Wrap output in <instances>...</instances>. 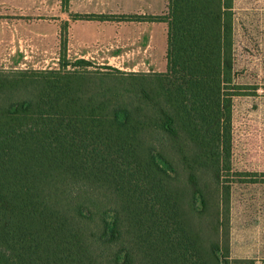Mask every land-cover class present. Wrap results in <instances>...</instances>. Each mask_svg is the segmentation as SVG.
Here are the masks:
<instances>
[{
	"label": "trees",
	"instance_id": "trees-1",
	"mask_svg": "<svg viewBox=\"0 0 264 264\" xmlns=\"http://www.w3.org/2000/svg\"><path fill=\"white\" fill-rule=\"evenodd\" d=\"M121 18L167 22L165 71L84 58L0 69V264L240 262L230 210L223 223L209 212L204 182L213 176L221 201L237 176L264 182L232 163L234 98L251 94L235 77L234 0H169L164 15ZM183 171L194 231L174 184Z\"/></svg>",
	"mask_w": 264,
	"mask_h": 264
},
{
	"label": "rangeland",
	"instance_id": "rangeland-1",
	"mask_svg": "<svg viewBox=\"0 0 264 264\" xmlns=\"http://www.w3.org/2000/svg\"><path fill=\"white\" fill-rule=\"evenodd\" d=\"M151 1L0 0V5H6L8 8L6 14H8L9 21L28 24L18 34L8 35L5 41H3L4 38H0V53L2 54L3 49H7V51L22 50L20 61L27 65L22 69L32 70L34 69L31 67L33 64L39 65L42 67L41 69L60 68V63L65 60H77L76 56L62 57L65 55L64 44L67 42L64 37V14L68 16L71 12V19L74 20V14H95L93 12L100 10L102 14L111 16L106 20L138 21L122 19L121 16L133 15L125 12L129 9L146 10ZM168 3L169 0H166L164 9L155 15L166 14ZM37 21L45 23L41 27V32L48 34L52 31L54 37H39L38 30L32 29L36 27H27ZM134 29L135 27L132 29L128 27L127 31H134ZM2 42H4L3 47ZM46 47L48 51L45 54L48 55V58L42 60L39 58L40 52L46 50ZM233 51L236 81L249 85L248 91L251 93L234 98L233 168L236 171L262 173L264 172V0H234ZM27 54L28 59H22ZM143 58L142 54H130L120 61L124 65H137L144 60ZM89 60L95 66H106L98 65L97 59ZM68 68H72V66H68ZM0 69L14 70L16 68L0 66ZM120 70L143 73L161 72L166 68L137 67L136 69ZM236 178H241L242 181L232 182L229 201L226 198L221 201L222 196L216 188L213 176L209 175L204 178V182L209 184V212L213 213L220 209L222 212L221 222L223 223L225 222L223 212L230 210V258L234 262L240 261L233 264H264V182L248 183L244 181L251 178L248 175H240ZM259 178L264 180V176L259 175ZM174 184L176 189L181 192L183 210L194 231V176L189 171H183ZM195 221L205 225L209 223L208 220ZM207 228H209L208 225ZM224 230V227L220 230L223 236L222 240L227 236ZM207 231L205 230V232Z\"/></svg>",
	"mask_w": 264,
	"mask_h": 264
},
{
	"label": "crops",
	"instance_id": "crops-1",
	"mask_svg": "<svg viewBox=\"0 0 264 264\" xmlns=\"http://www.w3.org/2000/svg\"><path fill=\"white\" fill-rule=\"evenodd\" d=\"M166 0H152L146 10L129 9L124 10L126 13L133 15H155L164 9ZM0 38H5L18 34L22 28L28 24L23 22H11L7 19L6 5H0ZM97 11V10H96ZM77 13V12H75ZM102 14V11L93 12ZM71 14V12H70ZM63 16L64 37V54L67 57L76 56V58L97 59L98 65H109L119 69H136L139 68H166L167 66V39L168 24L162 21H116L100 19H71V15ZM86 14V13H85ZM44 22H32L27 27H36L39 37L53 38L54 33L48 34L41 32ZM135 27L134 31H127V28ZM31 29V30H32ZM36 33V36H37ZM47 35V36H46ZM46 42H48L46 40ZM2 42V47H3ZM129 46V47H128ZM48 47V46H47ZM40 52V59L45 60L48 55L47 50ZM22 50L3 49L0 53V66L22 69L27 65L21 63ZM130 54H142L143 61L136 64L124 65L120 59ZM28 54L22 59H28ZM58 60H60L58 58ZM95 63V62H94ZM57 64L55 63V66ZM34 69H41L39 65L33 64Z\"/></svg>",
	"mask_w": 264,
	"mask_h": 264
}]
</instances>
